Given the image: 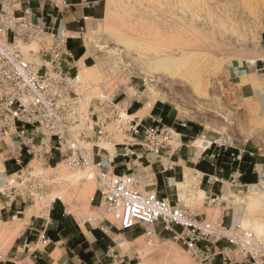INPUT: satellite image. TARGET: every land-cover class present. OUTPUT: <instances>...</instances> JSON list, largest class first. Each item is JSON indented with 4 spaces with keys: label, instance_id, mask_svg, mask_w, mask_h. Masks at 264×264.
<instances>
[{
    "label": "rangeland",
    "instance_id": "1",
    "mask_svg": "<svg viewBox=\"0 0 264 264\" xmlns=\"http://www.w3.org/2000/svg\"><path fill=\"white\" fill-rule=\"evenodd\" d=\"M100 8L99 21H88L86 35L75 44L76 51L85 54L76 88L84 109L88 108L85 102L94 99L120 102L126 98L123 113L133 102L132 115L143 104L165 102L178 115L176 123L202 125L204 131L192 145L194 149L221 138L264 143V101L258 98L259 92L264 97V64L260 67L256 63L264 60V0H102ZM236 67L245 73L235 76ZM248 87L251 92L244 91ZM150 111L146 106L138 116L148 119ZM171 127L175 132L180 128L177 124ZM124 139V135H114L111 143L101 146L114 153L113 143ZM178 139L174 134L171 145L178 147ZM223 153L219 151V158ZM144 158L141 167L131 163V172L143 177L144 191L157 189L159 196L208 221L223 219L227 227L252 231L264 245V180L248 187L235 185L234 179L198 185V175L193 171L178 176L177 170V183L169 184L157 173L163 170L159 158ZM126 161L119 158L118 174L127 172ZM222 162L223 174L229 178L227 159ZM32 165L44 175L39 184L46 189V196L36 202L20 200L19 208L0 217V254L9 250L8 256L17 264H33L41 250L47 259L44 252H49L50 243L45 247L39 241L45 230L39 217L48 213L49 203L61 200L86 233L90 254H94L87 260L92 264H199L163 225L152 229L151 235H145V228L125 234L127 231H120L112 216L105 214L104 218L115 224L110 237L123 243L116 245L111 238L96 241L82 223L92 219L85 224L91 229L102 219L96 203L91 202L98 185L95 177L89 179L90 170L72 171L64 165L50 170ZM187 166L194 168L191 163ZM13 170L16 168L11 167L9 173ZM2 207L0 203V210ZM49 232L57 230H51L50 225L44 232L47 238ZM138 234L142 237L135 240ZM86 243L83 240L79 248L82 252ZM211 264L223 262L216 259Z\"/></svg>",
    "mask_w": 264,
    "mask_h": 264
},
{
    "label": "built area",
    "instance_id": "2",
    "mask_svg": "<svg viewBox=\"0 0 264 264\" xmlns=\"http://www.w3.org/2000/svg\"><path fill=\"white\" fill-rule=\"evenodd\" d=\"M44 2V8H35L33 0H0L1 210L20 200L44 199L47 191L39 184L44 175L33 163L50 170L60 165L72 171L90 170L98 185L91 202L96 203L98 197L96 208L102 218L95 227L115 226L105 214L112 216L120 231L145 228V235H151L152 229L163 225L199 264H211L219 256L223 264H236L219 249L222 242L246 264H264V245L252 231L227 227L223 219L208 221L159 196L157 189H142L143 177L131 172V160L144 155L160 159L177 135L175 129L161 116L147 126L129 114L133 102L124 114L126 98L120 102L94 99L85 102L88 108L84 109L76 91L79 67L62 33V14L71 5L68 0ZM80 4L95 6L91 0H80ZM85 31L83 27L81 32ZM233 73L240 76L245 71L236 67ZM119 134L125 139L113 143L114 153L101 146ZM215 144L223 150L234 146L233 141L222 138ZM119 158L127 160L123 174L117 173ZM11 167L16 170L9 173ZM53 202L47 205L48 210ZM91 222L82 221L84 225ZM39 241L48 245L44 232ZM5 262L0 254V263Z\"/></svg>",
    "mask_w": 264,
    "mask_h": 264
},
{
    "label": "crops",
    "instance_id": "3",
    "mask_svg": "<svg viewBox=\"0 0 264 264\" xmlns=\"http://www.w3.org/2000/svg\"><path fill=\"white\" fill-rule=\"evenodd\" d=\"M91 1L95 2V6L89 8L85 5H81L80 0H68L71 6L62 14V33L68 39V48L73 53L78 67L85 54L84 52L80 51L78 53L76 51V40H78L80 36L86 35V33L81 32V29L83 27L86 29L88 21H99V12L101 11L100 7L102 0ZM32 5L35 8H38L39 6L44 8L45 2L44 0H33ZM256 63H258V66L261 67V65L264 64V60L258 59ZM246 90L251 92L252 88L248 87L244 89V91ZM259 97L260 100L262 98L264 101V97L261 92L258 93V98ZM246 99L251 98L247 97ZM161 105L155 103L154 106H151L150 113L152 114L147 117L148 119H140L138 116L144 108L136 107L134 110L136 111L134 112V116L138 117L140 120H144V123H148L149 125L153 124L154 118L161 116L166 125L171 127L174 124H177L180 127L176 129V134L179 136V146L175 147L170 145L163 151V154L159 159V166L163 167V170H159L157 173L162 175L163 181L166 180L169 184H176L177 170H179L178 176H184L186 170L193 171L196 175H198V185L203 183L221 184L224 181L229 182L231 179H234L233 183H235V185L248 187L259 185L264 180V143L260 140H237L234 142L233 148L228 150L218 149L215 141H207V146H204L205 148L194 149L192 145L196 143V139L199 134L204 131L203 129L201 130L202 125L193 121H182L181 123H176V121L179 120V117L178 115H175L174 108L171 107L169 103L166 104L165 102H161ZM219 151L220 153L224 152L220 158L218 156ZM234 156H238L240 158L235 160ZM224 158L227 159V175L229 178H226L225 173L223 174L224 169L222 168V160ZM144 159L149 160L151 159V156L147 155ZM132 161L134 164H138V167L143 165L142 159H132L130 165ZM188 163L193 164L194 168H188ZM145 169H148V167ZM154 175L156 176V173H154ZM202 192L208 195L206 191L202 190ZM95 195L96 191L94 196ZM98 202L99 199L97 197L96 205H98ZM18 205L19 202L13 204L12 208L1 210L0 217L4 214L12 213L14 209L19 208ZM39 218L42 220V225L45 228L44 232H46L47 228L51 225V230H57V233L49 232L48 234V245L50 243L49 252H44L47 254L48 260L44 258L43 252L40 250L39 255L34 256V261L32 260L33 264H77V262L92 264L91 261L87 260L88 257L94 258V254H90V243L86 239V233L82 229V226L76 217L71 215L64 202L61 200L59 202L54 201L45 217ZM84 227L88 234H90L96 241L105 242L111 238L116 245H121L123 243L122 240L110 237L109 234L113 232L107 225L91 227V229H88L86 225H84ZM138 230L139 229L136 228L125 232V234L130 233L133 235L132 233H138ZM140 237H142V234H138L135 240ZM77 239H82V242L77 241ZM83 240L87 243L82 252V249L79 248L83 244ZM65 241H67V245H65ZM109 248L110 250L113 249L111 246ZM13 249V247L10 248V251ZM219 249L234 263L246 264L245 260H241L243 259L242 257L227 247L226 242L220 243ZM2 254L5 256L6 262L0 264H17L16 261L8 256L9 250L7 252H2ZM218 259L221 261L223 260L220 256L217 260Z\"/></svg>",
    "mask_w": 264,
    "mask_h": 264
},
{
    "label": "bare ground",
    "instance_id": "4",
    "mask_svg": "<svg viewBox=\"0 0 264 264\" xmlns=\"http://www.w3.org/2000/svg\"><path fill=\"white\" fill-rule=\"evenodd\" d=\"M88 69H90V68H88ZM228 119V118H227ZM226 119V120H227ZM229 122V121H228ZM230 124V123H229ZM230 127V126H229ZM199 141V140H198ZM196 146V145H195ZM204 147V146H203ZM202 146H199V147H197V149H201V148H203ZM205 148V147H204ZM1 171H2V169H1ZM80 178V177H79ZM91 178H93V176H90L89 175V179H91ZM202 194H204V192H201ZM93 195V194H92ZM24 262V261H23ZM21 263V262H20ZM21 264H23V263H21ZM25 264V263H24Z\"/></svg>",
    "mask_w": 264,
    "mask_h": 264
}]
</instances>
